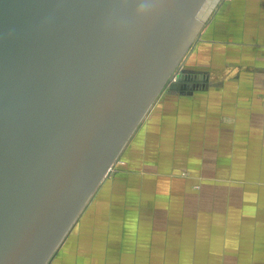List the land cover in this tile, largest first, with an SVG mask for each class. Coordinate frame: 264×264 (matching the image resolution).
<instances>
[{
	"label": "water",
	"instance_id": "obj_1",
	"mask_svg": "<svg viewBox=\"0 0 264 264\" xmlns=\"http://www.w3.org/2000/svg\"><path fill=\"white\" fill-rule=\"evenodd\" d=\"M208 1L0 0V264H50L166 87L208 78L177 75Z\"/></svg>",
	"mask_w": 264,
	"mask_h": 264
},
{
	"label": "rangeland",
	"instance_id": "obj_2",
	"mask_svg": "<svg viewBox=\"0 0 264 264\" xmlns=\"http://www.w3.org/2000/svg\"><path fill=\"white\" fill-rule=\"evenodd\" d=\"M220 2L221 0H216L208 10L209 24H212L216 13L215 8ZM220 36L218 35V38ZM225 37L227 36L223 35L221 38ZM210 43L213 44L211 41ZM197 44L204 45L202 39ZM196 45L191 52L193 54L187 57L182 66L178 67L177 75L182 73V69L188 65L208 75V78L200 81L202 85L212 82L215 78H230L228 77L229 69L227 67L217 69L218 67L216 68L212 63L211 55L208 63L204 62L206 57L197 52ZM231 73L235 74V70ZM171 90L166 87L160 99L163 100L165 94H171ZM209 121L210 119H208L207 126H201L200 134L205 132L204 141L201 136V141L197 146L198 157L194 154L189 159L188 171L171 170L159 163L157 170L156 167L148 169L153 175H159L156 182H154L155 179L151 180L154 176H149L150 173L143 175L142 168L136 166L138 160L130 161L132 156L130 157L128 147L131 140L50 264H134L126 262V255L128 259L133 256L132 244H136L141 239L145 243L150 240L153 243L160 242L163 241L164 236L163 232H157L153 228L147 229L151 217L150 215L143 216L140 211H172V217L168 216L169 213L158 218L165 223H168L169 219L173 224L181 220L180 211H183L185 213L183 223L187 225V228L180 234L188 239L190 247L157 248L155 249L156 256L152 257L150 262L147 258L150 249L143 247L142 262L135 264H264V240L260 241V232L262 231L264 235V229L256 228L258 231L254 230V232L248 229L242 231L241 225V223L248 222L247 218L253 220L258 225L257 227L264 223V203H261L264 196V185H242L234 182L231 184L228 182L227 162L224 163L225 167L221 169V174L213 177L217 171L212 170L213 124L210 121L209 125ZM208 165L211 170L205 167ZM145 172L148 171L145 170ZM157 186L158 196L156 198L155 195H151L154 193L150 192L154 191ZM215 186L221 196L216 200L213 199L212 193ZM120 211L126 212L121 214ZM229 211L233 212L229 213ZM244 211L248 215H245ZM116 212L118 216H115ZM250 213L253 215H249ZM223 215L228 223H232V226L233 220L238 222L234 229H230V226L218 225L217 218L221 220ZM155 220L153 217V222ZM111 222L115 224H108ZM140 225H144L143 228L147 231ZM134 229L135 231L142 229V231L135 232ZM138 233L141 234V238ZM149 235H151L150 239ZM108 250L112 254H107ZM252 250L254 251L253 256L258 258L259 263L254 261L255 258H250ZM257 250L260 253H255ZM224 252L226 254L221 257L220 255ZM179 253L182 255L180 256Z\"/></svg>",
	"mask_w": 264,
	"mask_h": 264
},
{
	"label": "crops",
	"instance_id": "obj_3",
	"mask_svg": "<svg viewBox=\"0 0 264 264\" xmlns=\"http://www.w3.org/2000/svg\"><path fill=\"white\" fill-rule=\"evenodd\" d=\"M214 16L212 24L208 23L202 34L204 45H198L200 43L196 45L197 52L206 57L204 61L206 63L211 59V55L212 63L216 68L218 67L217 69L227 67L230 78H215L212 82L201 84L192 90H171V94H165L163 100L156 102L129 145L128 151L130 150V157L132 156L130 161L138 160L136 166L142 168L143 175L150 173L148 169L152 167H156L157 170L159 163L171 170L188 171L189 159L194 154L198 157L196 153L201 136L204 141L205 132L200 134L201 126H207L210 119L213 124L212 170L217 171L213 177L221 174V169L227 162L228 182L231 184L234 182L242 185H264V0H226ZM218 35L221 36L218 38ZM223 35L227 37L221 38ZM233 70L235 74L231 73ZM218 75L221 76V73L218 72ZM202 151H204L203 147ZM205 167L211 170L209 165ZM150 174L149 176L155 177L151 180L155 179L156 182L159 175ZM151 180L149 179V182ZM213 188V199L216 200L221 196L217 187ZM156 192L158 186L150 193H154L151 195L157 198ZM261 203H264V196ZM123 212L126 211H120L121 214ZM140 212L143 216L150 215L152 219L149 217L147 229L153 228L157 232H163V241L153 243L150 240L145 243L142 239H138L140 241L132 244L133 256L128 259L126 255V262L134 264L142 262L143 247L150 249L147 257L149 262L156 256L157 248L190 247L188 239L180 234L187 228L183 223L185 215L183 211H180L181 220L175 224L169 219H166L168 223H165L158 218L169 213L168 216L172 217V211ZM231 212L233 211H229ZM244 212L248 215L246 211ZM116 213L115 216H118V212ZM223 216L221 220L217 218L218 225L230 226V229H234L238 222L233 220L232 226L225 215ZM153 217L156 223L153 222ZM247 220V223H241L242 231L248 229L254 232L256 228L264 229V223L257 227L253 220L249 218ZM213 225L215 226V223ZM140 227L146 229L143 228L144 225ZM142 229L136 231L141 232ZM260 233V241H262L264 235L262 231ZM138 234L141 238V234ZM150 237L151 235L149 239ZM258 252L255 251L257 254ZM253 253L252 250L250 258H255L254 261L259 263ZM107 254L112 253L108 250ZM225 254L224 252L220 256L224 257Z\"/></svg>",
	"mask_w": 264,
	"mask_h": 264
},
{
	"label": "bare ground",
	"instance_id": "obj_4",
	"mask_svg": "<svg viewBox=\"0 0 264 264\" xmlns=\"http://www.w3.org/2000/svg\"><path fill=\"white\" fill-rule=\"evenodd\" d=\"M214 2H216V0H209L207 3H206V5L204 6V10H203V16H207L208 14V10L211 8V6H212V4L214 3ZM210 3H211V5H210ZM209 6V7H208Z\"/></svg>",
	"mask_w": 264,
	"mask_h": 264
}]
</instances>
